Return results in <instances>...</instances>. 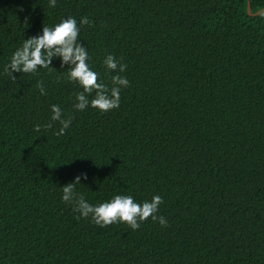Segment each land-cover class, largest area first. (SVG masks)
I'll return each instance as SVG.
<instances>
[{
  "label": "trees",
  "instance_id": "trees-1",
  "mask_svg": "<svg viewBox=\"0 0 264 264\" xmlns=\"http://www.w3.org/2000/svg\"><path fill=\"white\" fill-rule=\"evenodd\" d=\"M69 16L98 82L128 79L118 108L76 110L83 89L59 57L5 71L26 38ZM53 104L72 118L62 136L58 121L44 128ZM82 173L75 191L92 205L160 195L167 226L77 219L62 187ZM0 264H264V12L247 0H0Z\"/></svg>",
  "mask_w": 264,
  "mask_h": 264
},
{
  "label": "clouds",
  "instance_id": "clouds-1",
  "mask_svg": "<svg viewBox=\"0 0 264 264\" xmlns=\"http://www.w3.org/2000/svg\"><path fill=\"white\" fill-rule=\"evenodd\" d=\"M50 7H55L56 0H49ZM81 25H88V18L82 17ZM80 28L77 20L69 16L60 23L49 27L44 25L42 34L28 37L22 46L18 48L10 58V62L5 67V71L16 77L13 73L34 74L39 68L48 69L52 65L54 57H59L61 67L67 65L69 71L66 79L70 82L78 83L83 91L76 93V103L73 107L78 111H83L91 106L102 112H108L118 108L120 104L121 87H128L129 81L126 77L113 75L111 77L113 87L98 82V73L91 70L87 63L89 56L86 47L79 40ZM109 70L124 72L126 65L118 63L116 58L109 54L104 62ZM59 79V77H57ZM42 95L46 94V89L42 82L37 83ZM95 93L94 98L89 100V96ZM51 122L44 125L45 129L52 128V122L58 121L61 125L55 134L62 136L65 130L71 126L72 118H63V111L59 105H51ZM34 130L39 132L40 125H36ZM87 179L86 173H82L74 178V181L66 183L62 187V200L65 203L74 204V211L80 215L77 217L91 218L92 222L100 227H107L113 223L123 222L129 225L132 230L140 227L141 222L151 218L159 221L162 226H167V220L163 216H158L160 204L163 198L154 195L150 201L137 203L130 195H115L110 200L97 205L90 204L83 194L75 191V185L81 182V177Z\"/></svg>",
  "mask_w": 264,
  "mask_h": 264
},
{
  "label": "water",
  "instance_id": "water-1",
  "mask_svg": "<svg viewBox=\"0 0 264 264\" xmlns=\"http://www.w3.org/2000/svg\"><path fill=\"white\" fill-rule=\"evenodd\" d=\"M261 12H264V9H259V10L256 11V12H252V11H251L250 1L247 0V13H248L249 15L254 16V15H257V14H259V13H261Z\"/></svg>",
  "mask_w": 264,
  "mask_h": 264
}]
</instances>
